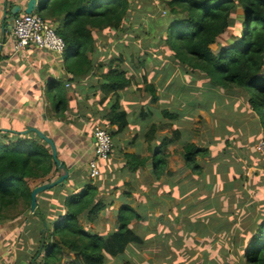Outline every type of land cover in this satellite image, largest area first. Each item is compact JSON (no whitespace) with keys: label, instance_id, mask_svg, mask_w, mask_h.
<instances>
[{"label":"trees","instance_id":"obj_1","mask_svg":"<svg viewBox=\"0 0 264 264\" xmlns=\"http://www.w3.org/2000/svg\"><path fill=\"white\" fill-rule=\"evenodd\" d=\"M158 2L164 8V13L153 20L156 10L150 12L149 34L155 35L158 43L172 53L184 73H187L184 71L186 68L199 71L206 84L243 99L250 113L249 140L251 142L253 139L255 143L256 138L264 132V0ZM132 10L131 0H38L35 11L65 41L64 55L74 56L68 66L74 79L87 78L93 69L102 71L96 72L94 78H99V89L103 94L99 97V104H105L110 95L115 99V103L111 104L110 123L104 125L112 139L128 127L131 116L138 120L154 118L158 113L150 104L157 103L159 98L155 86L147 82L145 74L141 76L140 70L134 68L136 76L131 79V70L114 66L113 60L121 63L118 57L104 65L98 64L96 60V54L101 53L97 43L102 34L108 32L117 37L123 33ZM229 31H232L231 35ZM222 41L225 43L222 44ZM89 54L95 55L94 59L91 60ZM137 77L144 79L145 84L141 88L136 87ZM137 89H140L139 97L145 98L148 93L151 99L145 106L139 109L135 107L133 114L122 110L119 103L121 92L132 94ZM53 90L54 111L63 113L68 110L69 91L61 84L53 86ZM162 114L172 118L175 116L165 109ZM102 120L100 118L98 121ZM114 124L118 125L116 131L110 129ZM160 125L152 124L145 133L149 145L153 144L156 132L162 128ZM155 152L152 159L135 154L125 155L128 173L135 174L152 163L154 176H163L169 156L163 152L161 145ZM210 153L207 147L201 148L187 142L179 154L185 166L193 173H200L198 159L206 158ZM249 165L251 167L252 163ZM216 166L218 171L220 166ZM60 173L53 161L51 149L35 133L0 132V225L19 220H23V224L29 221L36 224L34 227L39 229L40 241L33 260L38 255L42 257L33 264H64V250L74 255L73 262L69 264H106L109 258L120 259L130 248L141 244V241L143 243L134 224L140 222L142 216L127 202L126 197L130 194L113 196L112 191L102 193L98 182L102 172L95 182L89 180L81 190L76 188L69 192L66 189L65 196L55 195L56 198L59 196V204L41 206L40 197L53 196L50 193L46 196L42 194L37 199L38 208L31 214L33 186L51 182L52 177ZM257 173L244 178L249 191L238 196H226L227 208L223 209L228 215L224 218L221 214L222 220H217L213 225L217 232L222 231L224 240L233 235L232 254L237 264H264V176L254 182ZM226 179L216 178L217 181ZM240 181L234 178L223 188L231 189ZM59 187L62 190L64 186ZM211 188L215 189L214 186ZM251 192L260 205V214L254 219L252 215L256 208L254 201L249 200ZM113 199L122 201L117 214V229L109 235L87 231L80 223L81 219L84 218L89 224L98 223L99 217L113 207ZM233 210V215L243 213L244 220H251L245 230L238 229L235 235L232 231L236 218L229 219ZM193 230H200L197 237L201 240L210 235L205 221L202 224L199 222L198 226L193 225ZM203 264H207V261Z\"/></svg>","mask_w":264,"mask_h":264},{"label":"rangeland","instance_id":"obj_2","mask_svg":"<svg viewBox=\"0 0 264 264\" xmlns=\"http://www.w3.org/2000/svg\"><path fill=\"white\" fill-rule=\"evenodd\" d=\"M131 5L134 10L125 31L117 37L105 32L97 45L99 44L100 52L120 58L121 63L113 60L114 66L131 70V79L135 78L133 69L137 68L141 76L145 74L147 82L155 86L159 100L153 104V108L158 113L154 115L155 119L150 117L145 122H137L141 132L145 128L148 131L152 124H161L162 128L156 132L153 147H156L155 144L161 145L163 152L170 155L168 165L164 166L165 174L159 178L149 171L123 175V178L129 177L127 180H131L130 196L126 200L142 216V220L134 224L143 243L141 241V244L130 248L120 259L109 258L106 264H203L205 261L207 264H237L238 261L232 254L233 235L224 240L222 231L217 232L213 225L217 220H222L221 214L224 218L228 215L226 209H223L227 208L226 196H238L249 191L244 178L256 171L257 179L254 182L264 176V158L254 152L259 137L255 143L253 139L251 142L249 140V108L241 97L227 95L223 90L206 84L199 71L186 68L184 71L187 73H184L172 53L158 43L155 35L149 34L152 17L150 12L156 10L153 20L164 13L158 0H131ZM231 34L232 31H229V35ZM137 78L136 87L141 88L145 84L144 79ZM139 91L137 89L133 94H126V101L131 100L132 96L137 97L133 102L139 105L138 108L145 106L151 99L148 93L145 98L139 97ZM122 107L126 109L124 103ZM164 109L173 113L174 118L164 116ZM91 127L93 124L88 126L89 129ZM187 142L201 148L207 147L211 152L208 157L198 159L200 173H193L180 157L179 153ZM250 163L252 166L248 167ZM216 164L220 166L218 171ZM245 167L248 168L244 171ZM100 171L102 175L98 182L102 193L108 194L111 187L118 188L121 182H114L109 177V161L101 163ZM218 177L227 179L217 181ZM234 178L240 179V184L238 182L231 189H224V184L227 185ZM87 183L89 180L86 177L84 184ZM52 190L44 195L51 194ZM124 190V186H121L117 191L120 193L112 195L121 194ZM58 194L65 196V191L57 186L53 196ZM181 196L186 197L182 199ZM113 200V207L99 217L98 223L89 224L82 218V226L87 231H96V234L109 235L114 232L118 227L117 214L122 201ZM249 200L254 201L256 208L252 215L254 219L260 214V205L258 206L253 192L250 193ZM234 212L233 210L229 219L236 218L232 231L235 235L238 229L245 230L251 220H244L243 213L233 215ZM204 221L210 235L201 240L197 237L200 230L192 232L191 228ZM32 223L30 221L24 231L32 228ZM63 252L64 264L73 262L74 255L66 250ZM38 257L41 258L42 255Z\"/></svg>","mask_w":264,"mask_h":264},{"label":"crops","instance_id":"obj_3","mask_svg":"<svg viewBox=\"0 0 264 264\" xmlns=\"http://www.w3.org/2000/svg\"><path fill=\"white\" fill-rule=\"evenodd\" d=\"M28 1L0 0V45L2 43L1 31L3 28L5 30V41L0 52V132L8 131L22 134L28 128H35L51 138L57 147L58 159L66 165L70 173L62 191L67 189L72 192L76 188L81 190L85 186L84 178L87 177L89 180L87 164L93 156L95 143L92 131L98 125L106 128L104 125L110 123L111 104L115 103V99L110 95L105 100V104H99V97L103 94L99 89V78H94V74L96 72L102 73L101 70L93 69L87 78L74 79V75L68 70L69 63L74 56L66 57L63 55L59 57L50 51L35 46L26 47L18 53L13 51V24L10 21V11L15 6H20L24 10ZM4 15H6L7 21H4ZM96 55L98 64L103 65L116 57L102 52ZM94 56L89 54L91 60L94 59ZM58 84L69 91L68 110L63 113L55 112L53 108L51 93L54 91L53 86ZM126 94L125 91L120 94V108L133 114L134 108L139 106L133 102L137 97L132 96L131 100L127 99V102ZM123 103L126 109L122 107ZM151 107L155 106L151 104ZM88 118L90 119L88 120ZM100 118L103 120L98 121ZM135 118L131 116L128 127L113 139V154L108 160L111 172L108 174L110 179L114 182L119 180L121 184L117 189L111 187L109 191L112 193L119 191L121 186L125 188L121 194L126 195L131 191L129 184L131 180H127L129 177L123 178L124 174H130L126 168L125 155L135 154L141 158L149 157L152 159L156 153L152 150H157L158 147L157 144H155L156 147H153V144L149 145L150 143L146 141V128L142 132L139 129L138 122H145L146 118L150 117L138 120ZM152 119H155V116ZM90 123L93 124V127L89 129ZM117 126L114 124L109 127L116 131ZM130 135H132L131 138ZM143 141L146 142L143 143ZM150 146L153 149L149 148ZM123 159L125 161H122ZM166 163L167 166L168 160ZM112 170L116 173H113ZM140 171L153 173L152 163ZM61 175L62 172L53 176L52 180H56ZM38 186L41 184L34 185V188ZM56 191L57 187L51 191V195ZM114 196L116 195L114 194ZM185 197L181 196L182 199ZM58 198L59 196L57 198L55 196L49 198L42 196L40 197L41 206L59 204ZM29 223L30 221L23 224V220H20L18 223L0 225V264H33L37 261L39 255L34 260L33 257L38 252L40 233L39 229L34 227L35 223H32V228L24 231V228L30 225ZM30 229L32 230L29 231Z\"/></svg>","mask_w":264,"mask_h":264},{"label":"built area","instance_id":"obj_4","mask_svg":"<svg viewBox=\"0 0 264 264\" xmlns=\"http://www.w3.org/2000/svg\"><path fill=\"white\" fill-rule=\"evenodd\" d=\"M12 38L15 53L26 47L35 46L62 57L66 50V43L62 37L36 13L21 14L14 19ZM92 137L95 140L94 152L87 165L89 180L95 182L101 174L100 164L108 161L111 157L114 143L108 130L101 127L93 129ZM255 150L261 158H264V133L260 134ZM40 260L41 258L38 259V262Z\"/></svg>","mask_w":264,"mask_h":264},{"label":"water","instance_id":"obj_5","mask_svg":"<svg viewBox=\"0 0 264 264\" xmlns=\"http://www.w3.org/2000/svg\"><path fill=\"white\" fill-rule=\"evenodd\" d=\"M36 6H37V0H29L27 2V7L24 10H22L20 6L13 7L10 11V21L13 24L14 19L19 14L30 15V14L34 13L36 11ZM4 21H7L6 15H4ZM1 34H2V43L0 45V52L2 50V45L4 44V41H5V37H4L5 30H4V28L2 29ZM29 133H35L39 139H41L42 141H44L48 145V147L51 149V155H52V158H53L55 165L57 166V169L62 172V175L59 178H57L56 180H53L51 182L45 183L41 186H38L37 188H35L33 190L32 194H31L30 210H31V214H34L37 207H38V202H37L38 196H40L41 194H43L47 191H50V190L56 188L57 186L59 187V186L65 185L67 183L69 177H70V173L67 170L66 165L58 159L57 147L51 138L47 137L45 134H43L41 131H39L38 129H35V128H28L22 134L26 135ZM93 141L95 142L94 139H93Z\"/></svg>","mask_w":264,"mask_h":264},{"label":"clouds","instance_id":"obj_6","mask_svg":"<svg viewBox=\"0 0 264 264\" xmlns=\"http://www.w3.org/2000/svg\"><path fill=\"white\" fill-rule=\"evenodd\" d=\"M35 13V12H34ZM37 261H38V259H37Z\"/></svg>","mask_w":264,"mask_h":264}]
</instances>
